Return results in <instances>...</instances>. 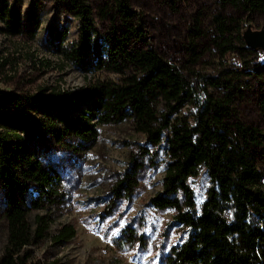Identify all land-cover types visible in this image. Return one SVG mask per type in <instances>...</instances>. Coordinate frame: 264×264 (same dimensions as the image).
Listing matches in <instances>:
<instances>
[{"label": "trees", "instance_id": "obj_1", "mask_svg": "<svg viewBox=\"0 0 264 264\" xmlns=\"http://www.w3.org/2000/svg\"><path fill=\"white\" fill-rule=\"evenodd\" d=\"M21 1L0 0V18L12 34L22 32ZM66 1L79 20L73 51L81 66L117 78L98 79L80 91L42 87L32 93L0 92V192L7 223L0 264H33L32 247L47 241L62 246L76 237L72 224L52 229L51 214L66 199L53 149L86 150L97 139L99 125L125 120L148 145L138 148L119 185L132 194L149 170L161 165L163 191L149 205L158 211L173 209L174 223L184 232L161 253L160 263L264 264V131L236 112L237 85L247 81L231 69L218 76L186 72L145 45L146 23L132 9V0H108L99 9L101 19L113 20L105 40L93 7L86 0ZM221 2L248 14L264 12V0ZM242 27L228 26L225 17L216 16L214 42L224 55L242 51L246 68L254 66L264 76V61L258 60L264 47L252 45ZM67 32L56 30L55 37L63 41ZM261 111L264 116V98ZM39 139L48 144L36 151L32 143ZM202 168L211 186L198 205L190 179ZM118 238L147 248L150 239L138 231L136 221Z\"/></svg>", "mask_w": 264, "mask_h": 264}, {"label": "rangeland", "instance_id": "obj_2", "mask_svg": "<svg viewBox=\"0 0 264 264\" xmlns=\"http://www.w3.org/2000/svg\"><path fill=\"white\" fill-rule=\"evenodd\" d=\"M86 1L94 9L97 30L104 39L113 20L101 19L99 9L108 0ZM17 8L22 32H8L0 18V92L32 93L42 87L80 91L98 79L117 78L112 73L86 72L81 66L73 51L79 38V20L66 0H22ZM132 9L146 23L145 45L152 46L186 72L218 76L228 69L239 71L241 76L237 75L247 83L237 85L240 91L236 112L244 122L264 131L261 111L264 76L255 72L254 66L246 68L239 49L224 55L213 34L214 19L221 15L228 26L240 23L244 36L248 37L264 29V12L248 14L221 0H132ZM65 29L66 39L60 41L55 31ZM102 38L100 42L105 40ZM258 60L264 61L262 51ZM247 71H251L250 77ZM47 144L45 139H39L32 147L37 151ZM144 145H148L146 138L125 120L99 125L97 139L86 150L62 153L53 149L51 157L61 175L58 185L66 199L51 214L52 229L68 223L76 227L77 235L66 245L56 246L47 241L32 247L33 264H161V253L184 237L183 230L174 223L173 209L158 211L149 205L150 199L163 191L161 165L149 170L132 194H128V186L119 185L132 165L133 156ZM190 184L200 205L211 186L206 168L191 178ZM33 192L39 197L38 191ZM132 221L138 223V231L150 237L148 248L138 243H122L118 238ZM6 241L4 196L0 192V257Z\"/></svg>", "mask_w": 264, "mask_h": 264}, {"label": "water", "instance_id": "obj_3", "mask_svg": "<svg viewBox=\"0 0 264 264\" xmlns=\"http://www.w3.org/2000/svg\"><path fill=\"white\" fill-rule=\"evenodd\" d=\"M249 41L252 45H260L264 47V29L254 33H250Z\"/></svg>", "mask_w": 264, "mask_h": 264}]
</instances>
